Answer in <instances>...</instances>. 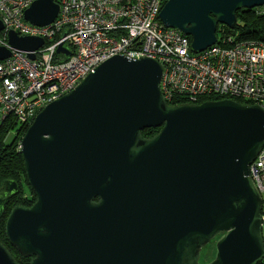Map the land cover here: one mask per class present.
I'll use <instances>...</instances> for the list:
<instances>
[{"label": "water", "instance_id": "water-1", "mask_svg": "<svg viewBox=\"0 0 264 264\" xmlns=\"http://www.w3.org/2000/svg\"><path fill=\"white\" fill-rule=\"evenodd\" d=\"M264 0H166L160 21L199 53L232 29L235 12ZM55 0H36L24 19L47 26ZM3 25L0 21V31ZM36 37L10 31V49L32 52ZM0 45V61L11 50ZM56 53L70 57L62 42ZM162 66L115 56L47 104L21 137L30 207L14 206L4 232L29 264H258L264 255L260 198L248 166L264 146V109L233 99L168 104ZM160 128L150 138L141 132ZM19 185L5 180L4 201ZM0 264H18L0 242Z\"/></svg>", "mask_w": 264, "mask_h": 264}, {"label": "built area", "instance_id": "built-area-1", "mask_svg": "<svg viewBox=\"0 0 264 264\" xmlns=\"http://www.w3.org/2000/svg\"><path fill=\"white\" fill-rule=\"evenodd\" d=\"M35 1L0 0V45L9 48L10 31L44 41L32 52L33 60L28 52L9 48L10 57L0 61V125L6 118L29 125L43 107L118 55L161 64L160 89L168 104L179 97L195 103L200 97L218 96L264 109L262 42L221 33L211 47L192 53L188 37L160 21L165 0H55L56 18L39 27L24 19ZM62 42L71 52L67 60L56 53ZM248 175L260 198L264 244V146L248 166Z\"/></svg>", "mask_w": 264, "mask_h": 264}, {"label": "trees", "instance_id": "trees-1", "mask_svg": "<svg viewBox=\"0 0 264 264\" xmlns=\"http://www.w3.org/2000/svg\"><path fill=\"white\" fill-rule=\"evenodd\" d=\"M223 34H236L238 41H257L264 43V5L252 9H240L235 12V23L232 29L225 26L218 25L216 28V36ZM190 40V37H188ZM57 59V58H56ZM225 97L218 96H204L196 100L195 103L200 104L207 100H218ZM233 100L239 103H246L245 101L234 98ZM184 98H176L171 101L172 105L185 103ZM17 125L10 118H6L0 125V190L3 187L5 180H14L19 185V191L16 195L9 197L4 201V212L0 220V242L7 250L13 253L15 260L18 264H29L30 258H23L19 253L8 243L5 232V220L14 206L22 205L30 207L35 202L34 193L29 188L25 176L22 156L19 151L20 140L25 133L28 125H19L20 128L14 130ZM15 131V138L11 143L6 144L5 139L8 133ZM160 128L144 129L141 134L145 138H150L158 133ZM261 264V263H258Z\"/></svg>", "mask_w": 264, "mask_h": 264}, {"label": "rangeland", "instance_id": "rangeland-1", "mask_svg": "<svg viewBox=\"0 0 264 264\" xmlns=\"http://www.w3.org/2000/svg\"><path fill=\"white\" fill-rule=\"evenodd\" d=\"M166 1V0H165ZM15 129L14 130H17L20 128L19 125H15ZM15 138V131L11 130L6 139H5V143L6 144H9L11 143V141ZM214 242L215 241H211L208 245H206L202 250H201V255H200V260L199 262L201 264H205L207 262H209L213 255H214Z\"/></svg>", "mask_w": 264, "mask_h": 264}, {"label": "flooded vegetation", "instance_id": "flooded-vegetation-1", "mask_svg": "<svg viewBox=\"0 0 264 264\" xmlns=\"http://www.w3.org/2000/svg\"><path fill=\"white\" fill-rule=\"evenodd\" d=\"M212 241H215V240H212ZM9 251V250H8ZM9 253L14 257L13 253L9 251ZM211 261V260H210Z\"/></svg>", "mask_w": 264, "mask_h": 264}]
</instances>
